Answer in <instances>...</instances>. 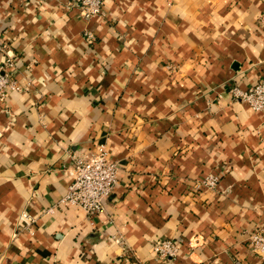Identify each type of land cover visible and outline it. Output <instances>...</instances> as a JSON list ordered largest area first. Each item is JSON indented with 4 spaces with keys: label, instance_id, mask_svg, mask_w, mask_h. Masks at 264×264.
I'll return each instance as SVG.
<instances>
[{
    "label": "crops",
    "instance_id": "1",
    "mask_svg": "<svg viewBox=\"0 0 264 264\" xmlns=\"http://www.w3.org/2000/svg\"><path fill=\"white\" fill-rule=\"evenodd\" d=\"M264 0H0V264H264ZM92 34L94 39L88 37ZM119 182L90 217L60 202L73 156ZM221 178L216 189L198 180ZM52 209L51 211H49ZM34 218L24 226L22 214ZM176 239V260L153 246Z\"/></svg>",
    "mask_w": 264,
    "mask_h": 264
},
{
    "label": "built area",
    "instance_id": "2",
    "mask_svg": "<svg viewBox=\"0 0 264 264\" xmlns=\"http://www.w3.org/2000/svg\"><path fill=\"white\" fill-rule=\"evenodd\" d=\"M80 3L81 16L85 19L99 17L103 13L106 0H76ZM259 22L264 25V14ZM90 39H94L89 34ZM0 67V100H4L7 93L18 90L16 82ZM230 93L235 100L247 102L256 112L264 111V76L250 88L243 90L233 86ZM72 182L68 187L65 197L60 202L66 206H77L83 209L90 217L102 212L105 203L112 196L119 182V168L105 147H99L93 153H80L73 156ZM221 181L218 175H209L198 180L196 190L205 187L216 189ZM50 209L49 211H51ZM24 226L34 222L29 213L22 214ZM249 243L255 253L264 258V234L259 231L251 234ZM180 243L174 239H159L153 246L155 255L165 261L176 260L180 255Z\"/></svg>",
    "mask_w": 264,
    "mask_h": 264
},
{
    "label": "rangeland",
    "instance_id": "3",
    "mask_svg": "<svg viewBox=\"0 0 264 264\" xmlns=\"http://www.w3.org/2000/svg\"><path fill=\"white\" fill-rule=\"evenodd\" d=\"M207 177V176H206ZM206 177H204V178H206Z\"/></svg>",
    "mask_w": 264,
    "mask_h": 264
}]
</instances>
